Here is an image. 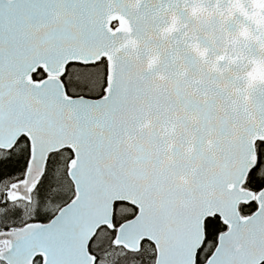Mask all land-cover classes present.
<instances>
[{
    "label": "snow or ice",
    "instance_id": "obj_1",
    "mask_svg": "<svg viewBox=\"0 0 264 264\" xmlns=\"http://www.w3.org/2000/svg\"><path fill=\"white\" fill-rule=\"evenodd\" d=\"M102 2L0 0V211L23 221L0 225V264H264V139L243 181L227 153L195 145L168 154L184 180L166 189L130 166L133 128L97 47ZM108 184L133 198H112L92 227V189Z\"/></svg>",
    "mask_w": 264,
    "mask_h": 264
},
{
    "label": "water",
    "instance_id": "obj_2",
    "mask_svg": "<svg viewBox=\"0 0 264 264\" xmlns=\"http://www.w3.org/2000/svg\"><path fill=\"white\" fill-rule=\"evenodd\" d=\"M97 14L104 19L97 47L112 57L119 118L133 128L121 145L129 165L159 176L166 189L184 180L168 154L195 145L227 153L243 181L255 141L264 139V0H103ZM133 195L118 185L93 187L92 227L107 220L112 198ZM198 229L192 225L194 244Z\"/></svg>",
    "mask_w": 264,
    "mask_h": 264
},
{
    "label": "trees",
    "instance_id": "obj_3",
    "mask_svg": "<svg viewBox=\"0 0 264 264\" xmlns=\"http://www.w3.org/2000/svg\"><path fill=\"white\" fill-rule=\"evenodd\" d=\"M258 174H260L259 169H258ZM260 175H264V174H260ZM54 202L55 201L51 200V199L41 201L40 202L41 211L43 212V210L45 209V210H47V212L49 214L53 213L55 211V209L53 211H50L48 207L50 205H52ZM120 211H130V209L121 207V208H119L118 212H120ZM0 215H1V217H0V225H3L5 219H8V221L10 223H22L23 222L22 218L20 216H17L15 219H13L12 217L8 216L7 212H5V211H0ZM107 259L110 261L111 257H108Z\"/></svg>",
    "mask_w": 264,
    "mask_h": 264
},
{
    "label": "rangeland",
    "instance_id": "obj_4",
    "mask_svg": "<svg viewBox=\"0 0 264 264\" xmlns=\"http://www.w3.org/2000/svg\"><path fill=\"white\" fill-rule=\"evenodd\" d=\"M259 172L260 174H264V164L259 168ZM48 208L50 211H53L56 208V201L52 205H50Z\"/></svg>",
    "mask_w": 264,
    "mask_h": 264
},
{
    "label": "flooded vegetation",
    "instance_id": "obj_5",
    "mask_svg": "<svg viewBox=\"0 0 264 264\" xmlns=\"http://www.w3.org/2000/svg\"><path fill=\"white\" fill-rule=\"evenodd\" d=\"M43 212H47V210L44 209ZM47 213H48V212H47ZM0 217H1V215H0Z\"/></svg>",
    "mask_w": 264,
    "mask_h": 264
}]
</instances>
